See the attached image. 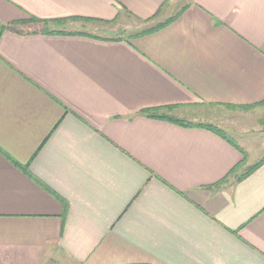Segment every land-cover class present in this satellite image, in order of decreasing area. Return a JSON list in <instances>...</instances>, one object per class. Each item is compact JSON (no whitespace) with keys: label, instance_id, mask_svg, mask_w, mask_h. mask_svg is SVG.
<instances>
[{"label":"crops","instance_id":"1","mask_svg":"<svg viewBox=\"0 0 264 264\" xmlns=\"http://www.w3.org/2000/svg\"><path fill=\"white\" fill-rule=\"evenodd\" d=\"M31 16L176 17L117 38ZM8 25L0 264H264V163L238 178L264 148L147 112L264 113V0H0Z\"/></svg>","mask_w":264,"mask_h":264},{"label":"rangeland","instance_id":"2","mask_svg":"<svg viewBox=\"0 0 264 264\" xmlns=\"http://www.w3.org/2000/svg\"><path fill=\"white\" fill-rule=\"evenodd\" d=\"M161 19L163 21H161ZM164 21L165 19H163L162 16H158L148 22H139L130 16H125L109 23H95L74 19L62 23L51 22L49 24V28L70 32H83L88 34L94 33L104 37L132 38L136 34H139L140 32ZM23 27V29L27 31L44 29L43 24L33 23L23 25ZM262 107V109H264V104ZM259 108L261 109V107ZM258 111L261 110H257V112H255L253 109L245 108V112H239L238 110L232 109L223 111L220 109L203 111L198 108H191L182 110L178 113L169 110H160V113L179 119L184 123L211 126L221 130L224 134H228L233 139L238 140L243 134L248 137L250 136L251 138L255 137L253 138L255 143H252L253 145H251L250 148L259 151V149L264 148V113ZM239 171L240 170H237V173H240Z\"/></svg>","mask_w":264,"mask_h":264},{"label":"trees","instance_id":"3","mask_svg":"<svg viewBox=\"0 0 264 264\" xmlns=\"http://www.w3.org/2000/svg\"><path fill=\"white\" fill-rule=\"evenodd\" d=\"M176 16H173V17H170L169 19L165 20L164 22L162 23H159L151 28H148L142 32H140L139 34H136L135 36H139V35H143V34H148V33H151V32H154L160 28H162L163 26L167 25L168 23H170V21H172V19H174ZM75 19V18H74ZM68 21V19H58V20H45V19H39L37 17H29L28 19H26L25 21H22L21 23L19 24H22V25H26V24H30V23H33V24H43L44 25V29L41 31L42 33H47V34H65V35H76V34H82V35H89L88 33H83V32H70V31H66V30H54V29H50L49 28V24L51 22H66ZM10 25L8 26H2L0 28V35L6 30V29H10ZM133 36V37H135ZM117 38H123V37H117ZM148 114L152 117H159V118H163V119H169V120H173L177 123H180L182 125H186V126H207V125H202V124H189V123H184L183 121L179 120V119H175V118H172L170 116H167L165 114H161L160 113V109H152V110H149L147 111ZM207 127H211V126H207ZM213 128V127H212ZM215 129L216 131H219L220 133L221 130H218L216 128H213ZM264 163V158L259 161L258 163H256L255 165H253L251 168H249L244 174H241L238 176L239 179H242L244 177H246L248 174H250L251 172H253L255 169H257L258 167H260L262 164ZM239 167L238 166L237 168H235L232 173L234 174H237V170H239ZM231 173V174H232Z\"/></svg>","mask_w":264,"mask_h":264}]
</instances>
